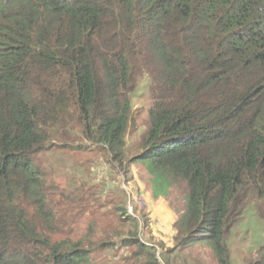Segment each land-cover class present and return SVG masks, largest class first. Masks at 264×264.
I'll list each match as a JSON object with an SVG mask.
<instances>
[{
    "label": "trees",
    "instance_id": "1",
    "mask_svg": "<svg viewBox=\"0 0 264 264\" xmlns=\"http://www.w3.org/2000/svg\"><path fill=\"white\" fill-rule=\"evenodd\" d=\"M143 76L147 125L127 157ZM74 130L78 150L85 140L124 171L142 163L154 197L176 186L177 246L208 244L229 264L245 207L263 214L264 0H0V264H101L91 227L71 236L70 196L41 161ZM119 219L132 227L121 246L161 264L136 219Z\"/></svg>",
    "mask_w": 264,
    "mask_h": 264
},
{
    "label": "rangeland",
    "instance_id": "2",
    "mask_svg": "<svg viewBox=\"0 0 264 264\" xmlns=\"http://www.w3.org/2000/svg\"><path fill=\"white\" fill-rule=\"evenodd\" d=\"M148 82L146 76L141 77L131 94L134 111L125 137L127 157L139 151L138 143L146 129L147 109L151 102ZM75 131L68 139L69 147L60 146L46 152L41 161L48 171L47 178L52 187L70 196V199L63 200L71 201L77 217L75 232L71 236H84L91 227L93 234L89 239L95 243L93 249L101 264H149V258L143 253L137 254L134 245L121 246V241L127 240L132 227L122 224L119 217L128 216L137 221L136 238L154 246L161 264L164 263L161 253L169 259V264H218L208 244L177 246L174 224L183 206V193L176 186L168 195L154 197L150 174L142 163H131L124 171L118 163L112 165L107 162L95 146H90L85 140V149L78 150L75 145L82 138ZM55 141L62 143L59 139ZM134 190L143 194L146 208H135L133 215L123 213L126 212L127 202L132 201ZM258 204L255 200L250 201L230 231L227 239L229 264H252L260 258L259 251L264 246V205L261 214ZM101 242L109 245L110 249L96 254ZM129 257L135 258L126 260Z\"/></svg>",
    "mask_w": 264,
    "mask_h": 264
},
{
    "label": "built area",
    "instance_id": "3",
    "mask_svg": "<svg viewBox=\"0 0 264 264\" xmlns=\"http://www.w3.org/2000/svg\"><path fill=\"white\" fill-rule=\"evenodd\" d=\"M132 198L138 207L144 208L146 206L145 199L140 193H133ZM127 209H128L129 213H132V206L131 205L128 204Z\"/></svg>",
    "mask_w": 264,
    "mask_h": 264
},
{
    "label": "clouds",
    "instance_id": "4",
    "mask_svg": "<svg viewBox=\"0 0 264 264\" xmlns=\"http://www.w3.org/2000/svg\"><path fill=\"white\" fill-rule=\"evenodd\" d=\"M130 188H131V186H130ZM134 193H140V194L143 196V194H142L141 192H139V191L134 190ZM144 199H145V198H144ZM145 203H146V201H145ZM128 204L132 206V213H129V212H128V209H127V207H126V212H128V214L133 215V213H134L133 205H134L136 208H140V207H138V206L135 204L133 198H132V201H128V202H127V205H128ZM145 208H146V206H145Z\"/></svg>",
    "mask_w": 264,
    "mask_h": 264
},
{
    "label": "crops",
    "instance_id": "5",
    "mask_svg": "<svg viewBox=\"0 0 264 264\" xmlns=\"http://www.w3.org/2000/svg\"><path fill=\"white\" fill-rule=\"evenodd\" d=\"M148 197V199H149V196H147ZM152 216V215H151ZM173 217V216H172Z\"/></svg>",
    "mask_w": 264,
    "mask_h": 264
}]
</instances>
